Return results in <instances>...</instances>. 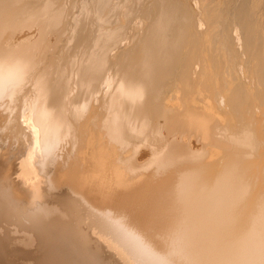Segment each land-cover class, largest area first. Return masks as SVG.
I'll list each match as a JSON object with an SVG mask.
<instances>
[{
  "label": "bare ground",
  "instance_id": "1",
  "mask_svg": "<svg viewBox=\"0 0 264 264\" xmlns=\"http://www.w3.org/2000/svg\"><path fill=\"white\" fill-rule=\"evenodd\" d=\"M263 2L0 0V264H264Z\"/></svg>",
  "mask_w": 264,
  "mask_h": 264
},
{
  "label": "rangeland",
  "instance_id": "2",
  "mask_svg": "<svg viewBox=\"0 0 264 264\" xmlns=\"http://www.w3.org/2000/svg\"><path fill=\"white\" fill-rule=\"evenodd\" d=\"M125 1V0H124ZM151 1L152 0H142V4L143 5H146V6H149L150 5V3H151ZM174 2H177V3H179L180 5H182V6H184V7H186V9L189 11V12H191V13H193L194 14V16H195V20H194V22H195V25H193V26H191V28H193V27H197L200 31H204L206 28H207V25L209 24V22H210V17L207 15V14H205L204 15V12L208 9V10H210L211 11V13H212V9H214V10H216V11H218L220 8H222V9H220V10H222L223 11V9H225V12L223 11V12H221V16H222V14H223V17H224V15L226 16L227 15V8H229V6L231 5V4H237V2H239L240 0H234V1H232V0H206L205 2H206V4H205V6H204V8L203 9H201L200 7V0H173ZM223 1V2H222ZM230 3V5H228V3ZM235 1H237L236 3H235ZM264 1V0H263ZM227 4H226V3ZM145 3V4H144ZM263 4V7H264V2L262 3ZM224 7V8H223ZM226 7V8H225ZM76 11V13H74ZM77 11H79V7L77 6V8H75L74 9V11H73V14L75 15V14H78L79 12H77ZM226 13V14H225ZM203 14V15H202ZM263 14H264V9H262V7H260V11H259V15L260 16H263ZM117 15V12L116 13H113L112 15H111V18H114L115 16ZM202 15V18H199V16H201ZM76 16V15H75ZM200 19L202 20L203 19V21H201L200 22ZM131 20H132V22H131V24H132V26L130 27V28H128L127 29V33L125 34L126 35V37H124V39L126 40H124V42H123V40L121 41L122 43H118V45H117V47H120V46H123L124 44H126V42L129 40L130 41V36H131V33H132V31L134 30H139L141 27H142V22H141V20H140V17H138V15H134V17H132L131 18ZM140 20V21H139ZM141 23V24H140ZM223 24H221V26H219V24L217 25V24H215V23H213L212 24V26H213V28H215V29H218V28H220L221 27V29H223V30H225V25H224V27L222 26ZM135 26V27H134ZM137 27H138V29H137ZM132 28V29H131ZM235 31H236V34H238V35H235ZM239 31L238 30H235V28L233 27V29H231V31H229V34H230V36H233L232 38H236L234 41L236 42V43H239V42H237V41H240L238 38H239V36H240V33H238ZM228 34V35H229ZM236 36V37H235ZM127 38V39H126ZM231 38V37H230ZM231 38V39H232ZM241 42V41H240ZM122 44V45H121ZM120 45V46H119ZM114 51L115 50H113L112 51V53H114ZM145 150L144 148H141V150H140V152H142L143 153V150ZM139 152V157H141V153ZM138 157V156H137ZM138 157V158H139ZM29 264V263H28Z\"/></svg>",
  "mask_w": 264,
  "mask_h": 264
}]
</instances>
